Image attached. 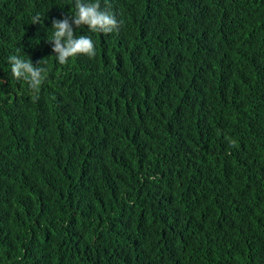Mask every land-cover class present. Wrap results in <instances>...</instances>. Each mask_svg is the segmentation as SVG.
<instances>
[{
    "label": "trees",
    "instance_id": "1",
    "mask_svg": "<svg viewBox=\"0 0 264 264\" xmlns=\"http://www.w3.org/2000/svg\"><path fill=\"white\" fill-rule=\"evenodd\" d=\"M100 3L60 64L75 0H0V264H264V0Z\"/></svg>",
    "mask_w": 264,
    "mask_h": 264
},
{
    "label": "clouds",
    "instance_id": "2",
    "mask_svg": "<svg viewBox=\"0 0 264 264\" xmlns=\"http://www.w3.org/2000/svg\"><path fill=\"white\" fill-rule=\"evenodd\" d=\"M76 12L71 17L54 19L52 22L53 51L57 54L60 64H67L69 58L77 55H96V45L89 35H75L74 25L78 29L87 26L91 32L104 34L118 32L123 21H118L115 14L102 9L100 0H75ZM32 23H40L39 15L33 17ZM11 73L17 79L28 82L29 87L39 93L43 81L47 78L48 69L42 65L47 64L44 58L34 64L31 59H24L19 55H11L9 58Z\"/></svg>",
    "mask_w": 264,
    "mask_h": 264
}]
</instances>
